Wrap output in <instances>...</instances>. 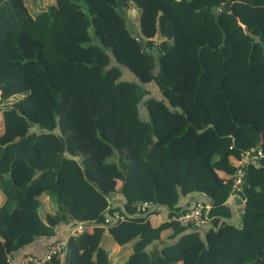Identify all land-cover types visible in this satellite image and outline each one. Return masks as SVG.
<instances>
[{"label":"trees","instance_id":"16d2710c","mask_svg":"<svg viewBox=\"0 0 264 264\" xmlns=\"http://www.w3.org/2000/svg\"><path fill=\"white\" fill-rule=\"evenodd\" d=\"M222 3L0 0V264L82 220L44 264H264V0ZM195 194L208 225L172 221Z\"/></svg>","mask_w":264,"mask_h":264},{"label":"built area","instance_id":"2783aa9c","mask_svg":"<svg viewBox=\"0 0 264 264\" xmlns=\"http://www.w3.org/2000/svg\"><path fill=\"white\" fill-rule=\"evenodd\" d=\"M257 156H263L262 148H253L249 152L242 154V158L244 162H249L251 159L256 158ZM245 171L243 168L237 169L235 172V182L234 189L235 192L232 194L233 197L238 198V193L242 189V183L244 180ZM150 208H154L152 206V202L144 201L139 206L140 212H145ZM211 208L210 202H203L201 200L196 201L193 205H191L186 210H181L178 214H174L171 217L172 221L179 223L181 226L185 227H195L202 228L206 227L209 222V211ZM123 217L119 212L109 213L106 222L110 223L114 220H121ZM90 221H79L73 226L70 227V235H77L83 232L86 228L87 224H90ZM66 245V240H60L54 243H50L47 247V252L42 257H36L33 255H27L21 259L18 264H44L46 261L50 260L54 254H62ZM12 263V260L10 261Z\"/></svg>","mask_w":264,"mask_h":264},{"label":"crops","instance_id":"0c3cea01","mask_svg":"<svg viewBox=\"0 0 264 264\" xmlns=\"http://www.w3.org/2000/svg\"><path fill=\"white\" fill-rule=\"evenodd\" d=\"M263 139H264V135H263ZM204 196L202 195H199V194H195V195H191L189 198H184L182 199L180 202H179V205L182 206V207H189L191 205H193L197 199H204L203 198ZM120 198L117 197V201L116 203H119ZM228 203L234 208V211H235V214H236V219L237 217L240 216V210H241V207H242V202L240 200H238V198H235L233 196H231L228 200ZM164 214H162L163 216ZM161 216V215H160ZM83 221H88V220H83ZM70 227L71 226H66V227H63L64 230L62 232V228L60 230H58V236L57 238L59 239H63V237L65 239L63 240H67V237L70 236ZM50 240L48 239H45V238H40V239H37L35 242H33L32 244H30L28 247H26L23 252L18 255V256H15V258H13V262H17L16 259H18L19 261H21V258L23 256L24 253H31V254H34L36 256H40V255H43L44 253H46V250H47V247H48V244H49Z\"/></svg>","mask_w":264,"mask_h":264},{"label":"rangeland","instance_id":"374dc122","mask_svg":"<svg viewBox=\"0 0 264 264\" xmlns=\"http://www.w3.org/2000/svg\"><path fill=\"white\" fill-rule=\"evenodd\" d=\"M35 2H36V0H35ZM34 8L36 9L37 7H35V4H34ZM126 14H127V21H128V24L130 25V26H133V27H135V28H137V29H139V14H138V10L135 8V7H133V6H131V8L129 9V10H127V12H126ZM90 34L93 36V41L94 42H97V38H96V36L94 35V33H93V29L92 28H90ZM151 88V90H152V92L154 93V94H157V91L154 89V87H150ZM91 121H92V123H90L89 124V127H88V129L85 131V133L83 134V138L88 142V143H90V144H93V143H96L97 142V140H96V137H95V129H94V125H93V118H91ZM1 128V127H0ZM115 161L116 160V158L114 157V158H112V161ZM48 207L49 206H47L46 208L48 209ZM44 210H45V208H44ZM63 230H64V228H62V232H63ZM114 241L112 240V238H111V236L108 234V233H106L105 234V236H104V246H105V248H107V249H111V247L113 246V243ZM127 247H128V245H127ZM14 258V257H13ZM13 258L11 259L12 260V263L13 264H18L20 261H17L16 263L15 262H13Z\"/></svg>","mask_w":264,"mask_h":264},{"label":"water","instance_id":"95a60500","mask_svg":"<svg viewBox=\"0 0 264 264\" xmlns=\"http://www.w3.org/2000/svg\"><path fill=\"white\" fill-rule=\"evenodd\" d=\"M223 1V3H222V5L220 6V8L218 9V13L219 14H221L223 11H225V10H228V8H227V6H226V4H225V0H222ZM130 33H131V35L132 36H134L135 38H136V40L139 42V44L142 46V47H144V45H145V40L142 38V36L139 34V32H138V29L137 28H135V27H133V26H131L130 27ZM151 54H155V52L154 51H151Z\"/></svg>","mask_w":264,"mask_h":264}]
</instances>
